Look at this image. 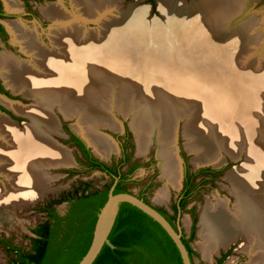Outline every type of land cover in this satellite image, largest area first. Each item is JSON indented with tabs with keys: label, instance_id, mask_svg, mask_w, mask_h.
<instances>
[{
	"label": "bare ground",
	"instance_id": "obj_1",
	"mask_svg": "<svg viewBox=\"0 0 264 264\" xmlns=\"http://www.w3.org/2000/svg\"><path fill=\"white\" fill-rule=\"evenodd\" d=\"M112 1L72 0L83 19L88 20L93 15L103 17L100 26L104 29L115 22L118 26L130 23L133 26L137 25L132 22L137 18L136 16L141 15L136 9L121 13L115 21ZM251 1L190 0L188 3L186 0H157L161 12H165V15L173 19L175 30L191 20L193 24L188 28L191 31L197 28L194 34L198 31V35L200 31L199 37H201L205 33V36L203 35L205 38L202 37L201 42L205 43L207 38L213 40L214 37V42L217 41L216 43L225 47L235 41L237 44H264V32L259 31L262 24L257 23V19L249 14L251 7L248 5ZM7 6L15 7L13 1H8ZM42 10L47 18L61 24H65L73 17H69L70 13L63 10L61 5H48ZM233 20L240 24L239 29L231 27ZM61 24L55 29L57 34L61 32L57 39L58 42L61 41L57 45L61 47L60 54L66 51L68 55L71 53L69 49L74 50L72 56L68 55L64 58L48 54L35 28L26 27L17 21L7 22V28L13 38L18 41L21 50L32 57V61L30 63L28 60H18L12 55L0 53V75L13 92L21 91L25 96H32L34 102L31 107H23L17 103L9 104L14 111L25 114L30 119V124L24 125L22 129L10 122L11 120L9 121L5 115L4 117L0 114V175H3L11 186V189L6 191L5 186L0 183V193H2L0 197L6 195L13 202H24L36 197L47 188L48 167L63 166L71 160L67 152L61 149L62 146L59 147L60 145L45 133V127L51 130L58 129L55 116L50 111L54 104H58V109L65 115H81L77 121H82L83 125L77 124L75 128L83 137L85 136L89 146L94 149L93 152L106 156L114 151L115 147L110 137L96 127L102 125L112 131L118 127L117 122L107 112L108 108L112 107L107 95L112 91L110 92L109 87H102L101 83L105 77L97 80L91 74L94 70L110 73L108 68H111L122 77L116 104L119 108L123 103L120 102L121 98H126V104L124 103L122 108L124 112L128 110L130 115V126L136 137L137 153H144L149 143L152 140L156 141L159 167L167 187L179 186L181 172L175 141L181 117L189 120L186 122L184 135L191 137L185 141L184 147L192 154L191 159L195 164L211 163L216 166L223 161L222 153L228 154L234 160L244 156L242 166L231 169L225 175L229 184L228 191L233 196L232 205L229 204L228 198L218 195L205 203L199 220L198 234L201 237L199 245L203 255L208 257L218 247L227 246L241 235L247 239L244 250L248 252L249 262L264 264V76L261 75L262 72L264 73V57L257 66H247L250 63L255 64L252 60L245 63L244 71L251 69L259 74L257 77H247L249 83L250 80L252 82L250 85L249 83L244 85L237 75L229 68H225L228 61L237 65L238 61L236 62L234 53L227 61V56L222 50L223 54L219 53L215 63H211L210 56L196 60L195 52L185 55L183 50H172L174 48L172 45L168 49L159 48L157 52L160 54L157 55L159 56L157 59L165 65L156 63L150 81L157 86L163 83L162 81L168 83L164 84V87L161 86L162 88L153 87L152 90L142 93L131 89V83L127 82L141 80L138 77V69L132 70L131 68L134 67L127 63H134L137 59L126 62L119 59L121 55H112L111 52L102 54L104 51L100 48L105 44L99 47L91 44V39L87 44H75V38L80 33L79 24L65 27ZM69 31L73 32L69 33ZM112 32L113 30L110 31ZM228 33L230 41L223 38ZM122 36L117 35L116 39L119 40ZM131 42L136 43V41ZM106 45L110 48L109 44ZM154 46L156 48L157 45ZM113 51L118 54L124 52L123 44L118 43V47ZM258 53L261 54L262 51ZM92 54L96 55L90 57L89 55ZM80 55L83 56L79 58ZM174 57L175 59H171ZM178 62H182V65ZM206 63L209 65L208 69ZM211 64L216 65L217 71L212 70L214 65ZM137 65L142 66L143 63ZM143 69L145 74V68ZM222 89L225 91L223 92ZM130 97L135 98L134 103L142 99L140 109L136 111L133 109L131 114L130 110L134 104L128 109L127 100ZM196 101L199 102L198 117L193 120L189 118L191 117L189 114L187 116V112ZM204 102L208 107L201 106ZM209 109H211L210 113ZM13 110L12 112L15 113ZM213 114L217 119L215 124L218 128L209 131L210 125L213 124L210 118ZM257 115H261L262 118L258 120V125L254 126L256 132L252 134L249 131L245 132L248 127L250 129L251 124L243 128L240 123L246 119L257 122L255 119ZM219 118L237 122L235 125L238 128L229 123L236 131L228 135L219 128ZM214 132L217 133V139L224 138V141L218 140L223 151L219 150L216 139L214 137L212 139ZM59 134H62L60 128ZM165 197V189L160 190L156 195L159 201Z\"/></svg>",
	"mask_w": 264,
	"mask_h": 264
},
{
	"label": "rangeland",
	"instance_id": "obj_2",
	"mask_svg": "<svg viewBox=\"0 0 264 264\" xmlns=\"http://www.w3.org/2000/svg\"><path fill=\"white\" fill-rule=\"evenodd\" d=\"M8 1H13L15 7H8ZM186 2L189 3L190 0H186ZM52 4L61 5L63 10H65L67 13H70V15L68 14L69 17H73L70 18L65 24L57 23L47 18L46 14L42 13V9ZM0 6L4 10L6 9L14 14V16L9 19L10 21L15 20L26 27L35 28L38 32L40 41L44 44L43 47L47 49L49 55L54 54L55 56L64 58L68 55L72 56L74 54L73 49H69L71 53L68 55L66 51L63 52V54H60L61 47H58L57 45L60 44L61 41L58 42L57 39L59 38L61 32L57 34L55 29L56 27L60 26V24L62 25V27L79 24L80 33L78 37L75 38V44H87L91 39L90 43L96 44L99 47L102 44H105L103 48H100L101 51H104L102 52V54H110L111 52L112 55H121L119 59H122L126 62L130 60L133 62V59H137L134 63H127H130L129 65L134 67L131 68L132 70L138 69V77L141 80H131L127 82L131 83V89H136L142 93H146L147 91L152 90L151 88L153 87L162 88L164 87V84L167 85L168 83L166 81H162L163 83L158 84L157 86L153 84L152 81H150L153 74L152 70L153 67L156 66V63H158V65H165L164 62L158 61L159 56L157 55H159L160 53L157 52V49L159 48L166 47L168 49V47L172 45V47H174L172 48V50H183L185 55H188L190 52H195V55H197L196 60H202V57L210 56L211 58H209V61L211 63H215V60L217 59L219 53L223 54L222 50L227 56V61L231 54L234 53L236 62L238 61L237 65L233 64V62L228 61L229 64L227 63L225 68H229L232 73L237 75V77H239L244 85L246 83H249L248 79H246L247 77H257L259 74V72H257L256 70L253 71L251 69H246V71L251 72L244 71V67H246L244 66L245 63H247L249 60H252L255 62V64L250 63L247 66H257L260 63V60L262 61V58L264 57V44H237V42L235 41L233 44H227L225 47L223 46V44L216 43L217 41L214 42V37L212 38L213 40H211V38H207L205 43L201 42L200 40L205 36V33H203L201 37H199V35H201L200 31L198 35V31L196 32V34H194V31H196L197 28H195L194 31H191L190 28H188L191 24H193V21L191 20H189L186 24L183 23L181 27L175 30L173 26V19L169 15H165V12H161V9L159 8V2H157V0H113L111 7H113L115 11L113 15L115 21L117 17L121 15V13H125L134 9L138 10L141 15L136 16L137 18H135L134 21L132 20V22L137 25L133 26V24L130 23L128 25H119L122 26L119 28V26L115 24L117 22L113 21L115 23H110V26L108 25L106 27L108 28V30L106 28L104 29L103 26H100V22L104 20V18L101 16L99 17L97 15H93L92 18L90 16L88 20L83 19L80 16L81 14L73 4L72 0H0ZM248 6L251 7V9L249 10V14L257 19V23L262 24L260 25L261 29L259 31L262 30L264 32V0H252ZM117 12L119 14H117ZM2 21L3 24H5V19H2ZM74 21H77V23H74ZM239 25L240 24H238V22L233 20V24L231 27H238L239 29ZM4 26L7 30L6 25ZM124 26L126 29L124 28ZM111 30H113L112 33H110ZM72 32L73 31H69V33ZM238 33L241 34L239 30ZM117 35H123V39L120 38L119 40H117ZM223 38H225L227 41H230V34L228 33ZM4 41L0 40V53L12 55L18 60H28L31 63L32 57L28 53L25 54V52L21 50L19 44H15L13 42V39L8 30L6 32ZM131 41H136V43L133 44ZM198 41L200 44L197 43ZM118 43L123 44L124 47V52H121L119 54L113 51L118 47ZM106 44H109L108 46L110 48H108ZM113 45L115 46L111 47ZM154 45H157L156 48ZM199 47H201V50H199ZM76 48L79 49V47ZM259 51H262V53L259 54ZM95 55L96 54H92L89 56L94 57ZM82 56L83 55H80L79 58ZM89 56H87V58H90ZM140 59L145 62L140 61ZM171 59H175V57ZM139 63H143V65H137ZM178 64L182 65V62H178ZM211 65H214L212 70L217 71V69L215 68L216 65ZM140 66L141 68H139ZM208 66L209 65L206 63L207 69ZM143 67L146 71L145 74ZM108 71H110V73H105L103 72V70H101L100 72L94 70L91 74H93V78H96L97 80L105 77L101 85L105 88L109 87L110 92L112 91L111 94L107 95L109 96L108 101L112 103V107H109L107 112L110 113L113 117V120L117 122L118 127L114 131L107 129L108 127L100 129V127H106L102 125H98L96 127H98V130L100 132L110 137V140L112 141L115 148L113 149L114 151H111L108 155L104 156L98 154L95 151L93 152L94 149L92 150V148L89 145L87 146L86 143L85 145L89 149L91 156L101 162L106 163H109L110 161H117L120 155L118 149L119 143L123 142L124 137H127L126 145L127 149L129 148V160L127 161V164L129 162H133L134 164H136L131 172L128 182L125 184L127 191L136 196H140L142 200L153 205L155 208H159L165 211L167 215H172L171 206L176 202L177 194L181 189L184 171H187L188 175L193 174L191 185H195V190L185 199L183 208L178 212L177 221H175L174 223L176 229L185 237H187L188 232L193 225L192 238L188 239V245L191 249L190 257L192 264H213L215 262V259L222 254L224 255L221 264H251L249 262L248 252L244 250V245L247 244V239L244 236H237L235 240H233L227 246L218 247L216 251L211 252L208 257H205L200 249L199 243L201 241V237L198 234L199 220L205 203L208 200H213V197L218 195L219 197L228 198L229 204L232 205L233 196L228 191L229 184L225 178V175L231 169L241 167L242 163L244 162V156H241L239 157V159L234 160L228 154L222 153L224 155L223 161L220 164H216V166L211 163L195 164L191 159L192 154L189 153L184 147L185 141L191 137H185L184 135V132L186 134V131H184L185 127L187 126L186 122H189V120L180 116L181 118L179 119L181 121H179L178 123L175 145L177 147L176 156L178 155V163L180 162L179 165L181 176L179 178V186L167 187V185H165V179L162 177L159 167V160L156 154V141L152 140L147 146V150L144 153H137V146L135 144L136 137L133 129L130 126V115L128 114V110L127 112H124V108H122L124 106L123 104H126V98H121L120 102L123 103L120 104L119 108V105L117 106L116 104V96L118 94L117 91H119L122 77L120 76V74L116 73L114 69L108 68ZM261 75L264 76V73L262 72ZM210 76L211 75H209V77ZM135 77L137 78V76ZM142 78H144V80ZM0 82L5 84L1 75ZM251 82L252 81L250 80V83ZM250 83L248 85H250ZM3 87L13 97L10 98L0 94L1 104L4 103L6 106H8L7 104L17 103L22 105L23 107H31L33 105L34 99L32 96H25L21 91L13 92L6 84L5 86L3 85ZM222 91L224 92L225 90L222 89ZM19 94L23 97H20ZM195 94L200 95L198 93ZM134 101V97H130L127 100L128 109H130L131 105L134 104L130 110V114L133 109L136 111V109H140L141 107L140 103L142 102V99L141 101L136 103H134ZM4 104L3 106H5ZM198 104L199 102L196 101V104H194L192 108L190 107L191 109L187 112V116L188 114L191 116L189 117L190 119H197ZM83 106L86 107V105L84 104ZM105 106L107 107V105ZM201 106L208 107L206 102H204V104ZM58 108V104H54L50 109V111L55 116L58 129L51 130L45 127V133L51 140L56 141L60 145L59 147H63H61V149L67 152L71 160L63 166L59 165L56 167H48L47 188L44 192L38 194L36 197L27 199L24 202H13L12 200H9L6 195L0 197V240L2 242H5V244L18 247L24 251L28 250L29 248V238L30 236H32L30 229L33 228L36 224L42 222L45 218L44 212L41 211V207L44 204L54 199H61L62 201L58 203H52L51 206L56 212L62 213L67 207L65 199L79 193L83 185H86V191H92L102 188L110 181L109 177L102 172L96 170H86L78 162V159L75 156V149H73L70 144L66 143V134L67 131H70L79 137L82 136V134L79 133V131H77L75 128V125L77 124L83 125L82 121H77L79 119V116L81 115H65ZM11 109L13 110V108ZM11 109L7 108V110H9L11 115H14V117H11L7 113L6 117L8 116L9 118L7 119L9 121L11 120V122L14 123L19 129H22L24 125L30 124L29 122L31 121L25 114L18 113L14 110L13 111L15 113H13ZM210 112L211 109H209V113ZM0 114L3 115L1 112ZM176 114L178 115V112H176ZM23 115L25 116V118ZM15 116L17 117L16 119ZM64 116H66V118ZM210 118L213 124L210 125L211 128L209 129V131H212L218 128L215 124L217 119L214 117V114ZM260 118H262V116L257 115L255 118L257 122H255L254 120L246 119L243 120L240 125L241 127L245 128L248 124H251L250 129L248 127L245 132L249 131L250 134L255 133L256 129L254 128V126L256 124L258 125V120ZM219 121V128L221 129V131L226 132L228 135L236 131L235 127L237 126L235 125V123L237 122H232L221 118H219ZM22 123L24 124L22 125ZM229 123H232L233 125H235V127ZM59 128H61V130L63 131H61L62 133H65L66 138H61L63 134H59ZM213 137L214 139H216L219 150L223 151L222 146H219L218 140L224 141V138L217 139V133L215 132L212 134V139ZM200 169H204L206 170V172L199 174L196 173ZM0 183L3 185V187L5 186L4 190L9 191L11 189L10 183L7 182L3 175H0ZM164 189L166 190V197L163 200L159 201L158 199H156V195L160 190L163 191ZM2 242H0V264H10V259L13 258L14 254L13 252H8L6 249L7 245Z\"/></svg>",
	"mask_w": 264,
	"mask_h": 264
},
{
	"label": "trees",
	"instance_id": "obj_3",
	"mask_svg": "<svg viewBox=\"0 0 264 264\" xmlns=\"http://www.w3.org/2000/svg\"><path fill=\"white\" fill-rule=\"evenodd\" d=\"M84 157L90 162V169L104 171L110 181L102 188L92 191H86V185H83L79 193L65 199L67 208L63 215H58L51 207L52 203H58L61 199L44 204L41 211L44 212L45 218L30 229L32 236L29 238L28 250H21L0 240L7 245V251L14 254L10 264H77L85 253L91 241L97 212L107 197L109 186L115 180L112 193L124 192L121 181L127 174L119 175L117 170L123 159L115 170H111L109 166L90 157L86 152ZM204 171L206 170L200 169L196 173ZM192 177L193 174L188 175L187 171H184L182 189L176 203L171 206L172 215L156 208L174 229V221L183 208L185 198L195 190V185H191ZM192 235L191 228L187 239L180 238L190 260L188 239H191ZM107 239L112 247L103 244L91 264H182L174 243L161 226L127 202L118 204ZM223 255L217 259L216 264L221 263Z\"/></svg>",
	"mask_w": 264,
	"mask_h": 264
},
{
	"label": "water",
	"instance_id": "obj_4",
	"mask_svg": "<svg viewBox=\"0 0 264 264\" xmlns=\"http://www.w3.org/2000/svg\"><path fill=\"white\" fill-rule=\"evenodd\" d=\"M19 96L23 97L20 94ZM0 112L6 116V113L2 111ZM7 118L9 117L7 116ZM62 134L63 136L61 138L62 139L66 138L65 133ZM80 138L83 139L85 144L87 143L86 139L83 136H80ZM88 145L89 144L87 143V146ZM114 182L115 180L109 186L107 191V197L97 212L90 244L87 250L85 251V253L80 258V260L77 262V264H91L103 244L112 247V244L107 239V234L111 228V225L113 223L117 211L118 204L120 202H127L135 206L143 213L148 215L150 218H152L155 222H157L174 243L179 253L182 264H192V261L190 260L189 255L183 243L181 242L180 232L177 229H174L172 225L167 221V219L159 211H157L153 205L145 202L141 198H138L136 195L132 194L131 192L124 191V192L112 193Z\"/></svg>",
	"mask_w": 264,
	"mask_h": 264
},
{
	"label": "flooded vegetation",
	"instance_id": "obj_5",
	"mask_svg": "<svg viewBox=\"0 0 264 264\" xmlns=\"http://www.w3.org/2000/svg\"><path fill=\"white\" fill-rule=\"evenodd\" d=\"M12 16H14V14H12L10 11H8V10H4L1 6H0V40L1 41H4V39H5V37H6V32H7V30H8V32H9V34L11 35V37L13 38V35H12V33L10 32V30H9V28H7V30L5 29V26L4 25H6V27H8V25H7V21H10L9 19L12 17ZM2 19H5V21H4V23L5 24H3V21H2ZM13 21V20H12ZM15 21V20H14ZM4 42H6V41H4ZM13 42L15 43V44H19L18 43V41L16 42V40L13 38ZM3 79V78H2ZM3 85L5 86V84H3V83H1L0 82V94H2V95H4V96H6V97H13V96H11L10 94H9V92L8 91H6L5 90V88L3 87ZM11 89V88H10ZM18 93V92H17ZM3 103V102H2ZM4 104V103H3ZM3 104H1L0 103V111H2V112H4V113H7V114H9L11 117H14V115H11V113L9 112V110H7V108H5V106H3ZM7 104V103H6ZM8 106H9V104H7ZM7 106V107H8ZM9 109H11L12 107L11 106H9L8 107ZM12 110V109H11ZM5 117V116H4ZM17 117L15 116V119H16ZM11 122V121H10ZM67 138H66V143H68V144H70L72 147H73V149H75V156H76V158L78 159V162L82 165V167H84L86 170H99V169H96V168H89L88 166H89V164H90V162L88 161V160H86V158L84 157V154H85V152L87 153V154H89L90 155V157H92V158H94L93 156H91V154H90V152H89V149L87 148V146L85 145V143L83 142V140L79 137V136H77V135H75L74 133H72V132H70V131H67ZM127 137H124V140H123V142H120L119 143V147H118V149H119V152H120V155H119V158H118V160L117 161H110L109 163H104V162H102V163H104L105 165H107V166H109L110 167V169L111 170H115L116 169V166L118 165V163L123 159L124 161H123V163H122V165H120L119 167H117V170H118V172H119V175H126L127 174V176H126V178L125 179H123L122 181H121V184L124 186V189H125V191H127V189H126V183L128 182V180H129V177H130V175H131V172H132V170L134 169V166L136 165V164H134L133 162H129L128 164H127V161L129 160V148L127 149ZM82 145V146H81ZM85 150V151H84ZM95 159V158H94ZM97 160V159H96ZM99 161V160H98ZM101 162V161H100ZM99 171H101L103 174H105L106 176H108L104 171H102V170H99ZM204 172H206V171H204ZM203 172V173H204ZM215 172H217V171H215ZM109 177V176H108ZM117 178V177H116ZM109 180H110V177H109ZM183 181H184V176H183V180H182V186H183ZM191 184H192V181H191ZM182 186H181V189H182ZM192 186H194V185H192ZM181 189H180V191H181ZM180 191H179V193H180ZM193 192V191H192ZM191 192V193H192ZM179 193L177 194V198H178V195H179ZM190 193V194H191ZM189 194V195H190ZM188 195V196H189ZM187 196V197H188ZM137 197H138V195H137ZM186 197V198H187ZM185 198V199H186ZM177 200V199H176ZM66 203H67V201H66ZM176 203V202H175ZM52 207V206H51ZM67 208V207H66ZM65 211H66V209L62 212V213H58V212H56L58 215H63L64 213H65ZM172 211V210H171ZM176 221H177V219H176ZM174 223H175V221H174ZM193 226V225H192ZM191 226V228H192V230H193V227ZM174 227H175V224H174ZM175 229H176V227H175ZM190 231H191V229L189 230V232H188V235H187V237H185L184 235H182L181 233H180V238L182 237L183 239H187L188 238V236H189V234H190ZM193 234V233H192ZM221 256V255H220ZM219 256V257H220ZM218 257V258H219ZM218 258H216L215 259V262L213 263V264H216V261H217V259ZM221 264V263H220Z\"/></svg>",
	"mask_w": 264,
	"mask_h": 264
}]
</instances>
